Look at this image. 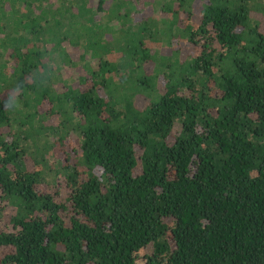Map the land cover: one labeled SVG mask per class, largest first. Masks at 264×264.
Returning a JSON list of instances; mask_svg holds the SVG:
<instances>
[{"label": "trees", "instance_id": "1", "mask_svg": "<svg viewBox=\"0 0 264 264\" xmlns=\"http://www.w3.org/2000/svg\"><path fill=\"white\" fill-rule=\"evenodd\" d=\"M1 223L0 264H264V0H0Z\"/></svg>", "mask_w": 264, "mask_h": 264}, {"label": "rangeland", "instance_id": "2", "mask_svg": "<svg viewBox=\"0 0 264 264\" xmlns=\"http://www.w3.org/2000/svg\"><path fill=\"white\" fill-rule=\"evenodd\" d=\"M255 17H259V14L258 13H255ZM115 22H113V23H111L112 25L114 24ZM67 45V44H66ZM71 52H74L73 50H71ZM165 52V51H164ZM54 56V55H53ZM52 56V57H53ZM59 60H56V59H54V58H52L51 59V61L49 62V64L51 65V66H54L55 67V65L57 64V62H58ZM56 63V64H55ZM55 64V65H54ZM61 67H62V69H61V73L60 74H64V73H66L67 71L69 72L70 70V68L69 67H67V66H65V65H61ZM54 76H55V74H53ZM15 114V113H14ZM60 186H58V187H56V188H59ZM0 227H4V223H1V225H0ZM5 229L6 228H8V226H6V227H4ZM148 250V249H147ZM0 255H1V251H0Z\"/></svg>", "mask_w": 264, "mask_h": 264}]
</instances>
